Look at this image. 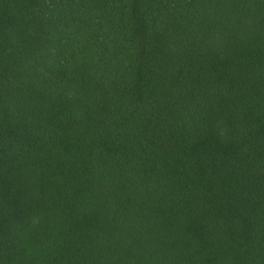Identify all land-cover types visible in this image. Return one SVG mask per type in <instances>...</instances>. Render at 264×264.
I'll return each mask as SVG.
<instances>
[{
  "label": "trees",
  "instance_id": "obj_1",
  "mask_svg": "<svg viewBox=\"0 0 264 264\" xmlns=\"http://www.w3.org/2000/svg\"><path fill=\"white\" fill-rule=\"evenodd\" d=\"M0 264H264V0H0Z\"/></svg>",
  "mask_w": 264,
  "mask_h": 264
}]
</instances>
